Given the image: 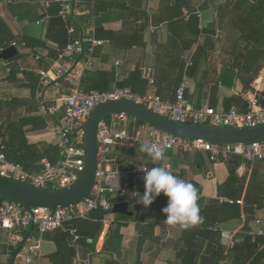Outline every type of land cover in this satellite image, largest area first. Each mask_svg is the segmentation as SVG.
Here are the masks:
<instances>
[{
  "label": "crops",
  "instance_id": "0c3cea01",
  "mask_svg": "<svg viewBox=\"0 0 264 264\" xmlns=\"http://www.w3.org/2000/svg\"><path fill=\"white\" fill-rule=\"evenodd\" d=\"M3 1L0 0V52L15 43L18 56L7 62L0 61V142L5 144L8 162L40 165L42 160H47V149L55 146L52 136L44 129L46 119L38 114L37 72L54 69L58 51L56 40H62L60 29L51 24L53 19L43 20L45 11L42 5L49 3L48 13L53 16L59 7L57 0H9L7 4ZM227 1L102 0L93 20L84 12L74 19L78 33L86 34L96 27L98 39L103 42L95 49L86 71L113 75L114 80L107 91L118 85L126 88L132 85L137 93L143 94L147 89L140 87V79L134 73L140 69L149 70V76L156 74L155 93L163 100L173 102L176 73L170 63L181 60L186 67L196 60L194 71L190 76H183L182 81L185 98L191 106L217 111L234 107L239 112H246L248 99L254 95L260 98L264 90V59L254 60L256 63L250 73L241 72L242 56L248 50L252 52L254 47L251 43L245 46L246 42L240 38L235 25L240 26L243 20L254 22L257 15H252L250 10L244 14L245 9L236 10L233 5H228V16L223 18L222 30H219L217 7ZM197 11L200 17H195ZM143 12L148 17L147 28L136 44L130 45V39H135L145 23L139 17ZM212 24L215 25V35L208 38L204 31ZM260 24L264 26V15ZM42 93L49 107L60 109L55 114L56 119L60 118L62 108L58 100L68 94L67 86L61 81L52 82L42 88ZM146 129L140 131L144 134ZM165 157L160 162L162 166L197 188L200 213L207 216L203 222L208 225L197 223L184 230L166 224L165 216L155 203L157 198L147 208L138 203L145 191L144 182L138 186L127 183L128 196L136 198L135 202H130L129 210L135 203L140 205L141 223L135 222L134 216L123 215L126 218H122L117 216L119 214L109 215L95 210L87 221L101 224L97 240L81 236L75 243L66 232L67 228L48 232L43 236L41 264H105L108 261L117 264H234L229 256L220 259L218 245H209L207 238L211 234L220 237L225 256L235 243L242 242L238 237L240 234L264 238V189L260 190V204L246 206L244 201L253 172L264 176L263 167L259 170L253 164L239 167L238 177H245L242 203L238 204L240 217L223 219L226 216L223 217L221 204L227 201L218 197L217 188L229 176L226 165L211 164L201 153L188 154L185 159L180 152L169 151ZM119 158L124 163L145 162L138 149L121 150ZM59 159L60 155L55 162ZM146 163L152 164L151 161ZM210 205H217L216 210L211 212L209 209L205 214ZM245 209L249 214L244 213ZM106 219L108 225H104ZM81 231L84 235L91 234L82 228ZM189 236L194 238L195 245L190 247L193 256L188 253L189 246L186 245ZM14 252L7 233L0 232V264H17L15 260L12 262Z\"/></svg>",
  "mask_w": 264,
  "mask_h": 264
},
{
  "label": "built area",
  "instance_id": "2783aa9c",
  "mask_svg": "<svg viewBox=\"0 0 264 264\" xmlns=\"http://www.w3.org/2000/svg\"><path fill=\"white\" fill-rule=\"evenodd\" d=\"M98 1L101 0H57L58 16L65 23H72L74 18L82 15L83 12L92 16L93 6ZM9 2L4 0L2 3ZM42 6L46 12L50 4L44 3ZM84 6L85 10H83ZM194 14L196 17L201 16L198 11ZM44 19H48V15ZM67 30L71 35L75 27L70 25ZM102 44V41L95 39L92 27L86 34L82 33L63 49L58 50L53 70L37 72L38 114L46 119L44 129L52 136L53 144L60 152V159L55 163L42 160L40 172L34 174L25 171L20 165L8 162L4 152L5 147L0 142L1 176L46 190H58L72 185L84 169V124L93 110L109 101L136 102L162 117L180 123L231 128H253L264 125V107L256 95L248 99L246 112H239L234 107L227 111H217L209 107L195 109L185 98L184 83L177 88L174 102L163 100L154 91L149 70H143V75L148 81L144 95L126 87H116L107 92H85L81 85L84 72L93 60L95 49ZM12 46L16 47V44ZM60 81L68 84L69 93L58 100L61 103L62 115L56 119L55 114L59 113L60 109L47 105L42 88L52 82ZM136 120L137 118L122 113L114 114L99 124L94 185L83 202L67 208L27 210L18 203L0 197V232L7 233L8 243L14 250L18 248L31 228L29 236L15 257L17 264H41V247L46 233L65 229L68 224L76 220L88 218L95 210L110 215L114 205L112 202L121 201L128 196L129 180L136 186L144 182L145 173L141 169L150 167L145 163L123 165L119 158L121 150H140L143 143L155 142L163 148L165 155L169 151L197 152L205 154L211 164H225L232 156H237L248 164L264 161V142L247 146L218 145L174 137L146 124L131 132L130 126H134ZM141 128H147L144 134L140 131ZM237 203L241 204L242 201ZM108 224L109 221L104 220V225ZM70 234L76 243L79 239L76 231L72 229Z\"/></svg>",
  "mask_w": 264,
  "mask_h": 264
},
{
  "label": "trees",
  "instance_id": "16d2710c",
  "mask_svg": "<svg viewBox=\"0 0 264 264\" xmlns=\"http://www.w3.org/2000/svg\"><path fill=\"white\" fill-rule=\"evenodd\" d=\"M101 1H98L93 6V15L90 17L88 16L90 19L93 20L94 15L96 13V8L100 4ZM228 5H233L236 10H244L245 9L244 14L246 13L247 10H250L252 15H254V16H255V14L257 15V16H255L256 20L254 22H250L249 20H243L240 26L235 25L236 31L239 32L240 38H242V40L246 42L245 46L248 43H251L252 46L254 47V50H252V52H251V50H248L247 53L244 56H242V60L240 61V62H244L243 66L241 67V69H242L241 72L245 71L247 73H250V71H253V69H254L253 67L256 63L255 61L256 60L259 61L260 59H264V26L260 24V18L262 15H264V0H229L225 4H223L222 6L217 7V23H218V29L219 30H222L221 23H222L223 18L224 17L227 18V16H228V14H226V11L228 9ZM48 10L45 12L44 18L46 15H48V20L53 19V20H51V24H53L54 27H57L58 29H60L59 34L62 37V40L61 39L56 40L55 38H52V37H51V39L56 40L58 42V50L63 49L70 41H73V39H76L78 36L81 35V33H78V30H77L78 24L75 20H73L72 23H70V22L65 23L64 21H62L58 16L59 9L57 10V12L54 16L52 14H49ZM139 17H140V19L144 20L145 23L143 24L142 27L139 28V30H138L139 34L138 35L136 34L134 36L135 39L134 38L130 39V41H129L130 45H135L137 42L136 40L141 37L142 33L147 28V23H148L147 15L143 12V13H140ZM191 17H193V16H190V18ZM195 17H196V15H195ZM70 25L75 27L74 33L71 35L68 34V30H67L68 26H70ZM214 26L215 25L212 24L209 26L208 30L204 31L206 37L211 38L212 36L215 35ZM93 28H94L95 39L101 41L100 39H98V35H97L99 32L98 28H96V27H93ZM108 37L110 39H112L111 35H108ZM23 45L26 46V44H23ZM7 47L8 46H6L2 49H5ZM57 53H58V51H57ZM57 53H56V56H57ZM195 65H196V60H195V63H193V64L189 63L186 65V67L184 66V63L181 60H177V61L175 60V61L170 63V66L172 67L173 72L176 73V81H175L176 86H175V90H174V101H175V92H176L177 88L182 84L183 76H190L192 74V72L194 71ZM152 71L155 73L154 68L152 69ZM134 76L140 79L139 85L142 89L148 88V81L143 75V70L140 69V70L135 71ZM113 80H114V77L110 73L88 72L85 70L84 76H83L82 81H81V85H82L83 91H85V92H90V91L104 92V91L108 90V88L110 87L111 82H113ZM152 81H153L154 87H155L156 82H157L156 74H155V76L153 74ZM61 82H63V81H61ZM63 84H65L67 86L68 93H69L68 84H66L64 82H63ZM118 86L124 87V85H118ZM127 86H129L133 92H136V89H134V87L132 85H127ZM37 87L39 88V77H37ZM145 92L143 94H140V93H138V94L144 95ZM259 101H260V104L264 107V90L261 94V97L259 98ZM144 124L145 123H143L137 119L135 125L130 126V131L135 132L138 129V127H140L141 125H144ZM45 125H46V123H45ZM44 128H45V126H44ZM1 143L5 147V144L3 142H1ZM5 150H6V147H5ZM188 154L190 155V154H195V153H181V155H183V157L185 159L187 158ZM196 154H199V153L196 152ZM59 155H60V152L58 151V149L56 147H49L46 151V154H45V156H47V160L49 162H52V163L55 162L56 159H58ZM139 155L142 158V160L145 161L144 162L145 164H147L146 161H150V158H148L147 155L145 153L141 152L140 150H139ZM121 163L123 165H126V164L135 165V164H139L142 162L140 160V161H133V162L130 161V162L124 163L123 160H121ZM18 165L22 166L25 171L31 172L34 174L40 172V170H41V166L39 164H37V165H26L24 163H21ZM225 165L227 167L229 176L226 179V181L223 184L219 185L217 188L218 189V197L226 199V201H227V202H222V204H221L223 217L226 216L223 219L229 218L232 216H236L237 218H239L240 217V208H239L237 202L240 201L241 197L243 196L244 186H245V177L239 178L237 175V170L242 165L250 166L252 164L245 163L241 158H239L237 156H232L226 161ZM253 165L256 167L257 170H259V169H261V167L264 168V161L256 162ZM148 166H150L152 168L155 165L148 164ZM259 174L260 173H258L257 171H254L252 176H251V180L249 182L248 188L246 190V194L244 196V201H245L246 206L260 204L259 195L261 194L260 190H262V188L264 189V176L259 175ZM125 199H126V197L123 200H125ZM123 200H121V201H123ZM121 201H119V200L113 201L112 203L116 204V203H119ZM155 203L157 206L160 207V209L162 211V209L167 205V197H165L163 195V193H161V195L159 197H157V199L155 200ZM217 205L216 206L210 205L209 208L206 209L205 214L208 213L209 209L211 210V212H213V210H216ZM244 213L249 214V210L245 209ZM199 214H200L202 219L198 223H200L202 225H208V223L203 222L204 217H207V216L204 214H201V213H199ZM117 216L122 217V218H126L123 215H117ZM65 228H67L66 232L68 234H70V230L74 229L76 231V234L79 237L78 241L80 240L81 236L82 237L90 236V237H92L93 241H96L98 236L100 235L102 226L99 223L98 224H90L86 218V219L76 220V221L68 224ZM81 228L87 232L88 231L91 232V234L86 233V235H84V233L81 231ZM59 230H63V229H59ZM207 235H208V233H207ZM211 235L212 236H209L207 238V240H210L209 245H213V244L218 245V248L220 249V256H219L220 259H226V257L229 256L228 258H231V260L233 261L234 264H264V238H253L252 236L240 234L238 237H241L242 242L241 243H235L233 248H231L225 256L224 255L225 246L220 244V237L215 235V233L211 234ZM193 239H194L193 236H189V237H187V242H186V245L189 246L188 253L190 254V256H193V253L191 252L192 249L190 250L191 245L194 244ZM215 239H216V241H215ZM78 241L76 243H78ZM216 252H218V251H216ZM217 254L218 253H216V255ZM194 256H195V253H194ZM105 264H117V263L113 262V261H108ZM184 264H185V262H184ZM189 264H193V262L189 263Z\"/></svg>",
  "mask_w": 264,
  "mask_h": 264
},
{
  "label": "water",
  "instance_id": "95a60500",
  "mask_svg": "<svg viewBox=\"0 0 264 264\" xmlns=\"http://www.w3.org/2000/svg\"><path fill=\"white\" fill-rule=\"evenodd\" d=\"M18 56L15 46L0 52V61H10ZM127 114L137 118L146 125L163 133L187 140H201L218 145H250L264 142V125L253 128H231L216 125L187 124L169 120L141 104L132 101H109L98 106L84 124V169L78 179L70 186L58 190L40 189L0 175V197L18 203L25 209L44 208L57 209L75 206L83 202L90 194L95 180L96 171V137L98 126L114 114ZM150 169V168H149ZM132 185L131 180L127 182ZM133 195L126 201L112 206V214L133 217L137 223L142 222L140 205L135 203L129 210L130 202H135ZM31 228L23 241L15 250L12 262L24 245Z\"/></svg>",
  "mask_w": 264,
  "mask_h": 264
},
{
  "label": "clouds",
  "instance_id": "9594fccd",
  "mask_svg": "<svg viewBox=\"0 0 264 264\" xmlns=\"http://www.w3.org/2000/svg\"><path fill=\"white\" fill-rule=\"evenodd\" d=\"M140 151L145 153L152 162V168H142L144 171L145 191L140 195V201L145 208L163 193L167 197V205L162 209L164 222L170 226H179L187 230L201 221L198 204L197 188L184 179L175 176L165 166L161 165L165 157L163 148L155 143H143Z\"/></svg>",
  "mask_w": 264,
  "mask_h": 264
},
{
  "label": "rangeland",
  "instance_id": "374dc122",
  "mask_svg": "<svg viewBox=\"0 0 264 264\" xmlns=\"http://www.w3.org/2000/svg\"><path fill=\"white\" fill-rule=\"evenodd\" d=\"M202 154V153H201ZM202 155H204L205 157H206V155L205 154H202Z\"/></svg>",
  "mask_w": 264,
  "mask_h": 264
}]
</instances>
